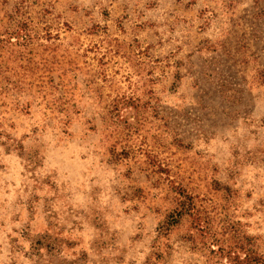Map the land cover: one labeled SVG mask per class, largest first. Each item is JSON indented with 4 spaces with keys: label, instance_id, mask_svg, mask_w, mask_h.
Listing matches in <instances>:
<instances>
[{
    "label": "rangeland",
    "instance_id": "374dc122",
    "mask_svg": "<svg viewBox=\"0 0 264 264\" xmlns=\"http://www.w3.org/2000/svg\"><path fill=\"white\" fill-rule=\"evenodd\" d=\"M0 264H264V0H0Z\"/></svg>",
    "mask_w": 264,
    "mask_h": 264
},
{
    "label": "trees",
    "instance_id": "16d2710c",
    "mask_svg": "<svg viewBox=\"0 0 264 264\" xmlns=\"http://www.w3.org/2000/svg\"><path fill=\"white\" fill-rule=\"evenodd\" d=\"M173 220V219H172Z\"/></svg>",
    "mask_w": 264,
    "mask_h": 264
}]
</instances>
